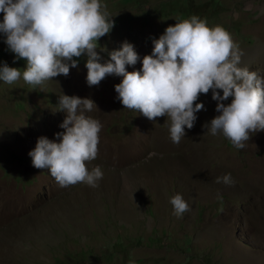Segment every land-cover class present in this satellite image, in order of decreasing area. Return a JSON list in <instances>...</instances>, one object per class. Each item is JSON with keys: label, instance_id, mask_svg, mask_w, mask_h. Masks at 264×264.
I'll use <instances>...</instances> for the list:
<instances>
[{"label": "rangeland", "instance_id": "obj_1", "mask_svg": "<svg viewBox=\"0 0 264 264\" xmlns=\"http://www.w3.org/2000/svg\"><path fill=\"white\" fill-rule=\"evenodd\" d=\"M212 1L193 7L209 27L231 34L243 53L240 67L264 77V0H220L219 15L209 19ZM101 2L114 27L96 51L103 63L123 42L133 44L140 60L128 71L141 69L153 39L180 19L175 0ZM4 40L0 34L1 62L23 71L26 60H16ZM74 59L67 76L42 86L0 81V264H264V131L250 134L242 149L211 135L204 125L218 113L210 90L199 96L205 110L193 128L173 143L166 117L150 121L117 99L122 77L89 86L86 54ZM62 94L97 105L85 114L103 125L98 156L87 162L104 173L98 187H60L48 169L32 166L37 139L59 142L55 134L64 131ZM229 173L233 186L216 182ZM176 194L190 209L179 218L170 203Z\"/></svg>", "mask_w": 264, "mask_h": 264}, {"label": "clouds", "instance_id": "obj_2", "mask_svg": "<svg viewBox=\"0 0 264 264\" xmlns=\"http://www.w3.org/2000/svg\"><path fill=\"white\" fill-rule=\"evenodd\" d=\"M106 8L101 0H0V34L15 59L26 60L23 71L0 62V81L13 84L22 78L33 88L42 86L67 76L70 67H77L74 58L86 54L87 84L98 86L107 75L122 77L114 86L117 99L150 121L166 117L173 143L185 136V126L193 128L196 113L205 110L197 102L199 96L210 90L218 113L204 125L211 135L222 134L242 149L250 134L264 131V77L239 66L243 53L226 29L209 27L196 15L178 19L153 39L152 53L143 57L141 69L128 71L126 66L140 60L133 44L123 42L103 63L96 51L98 40L114 27ZM58 106L66 112L60 125L64 131L55 134L59 142L45 136L37 139L28 153L32 166L48 169L60 187L77 183L98 187L104 173L100 166L89 170L87 162L98 156L103 125L85 114L97 105L91 98L62 94ZM216 182L235 183L230 173ZM170 203L178 218L190 210L180 194Z\"/></svg>", "mask_w": 264, "mask_h": 264}, {"label": "trees", "instance_id": "obj_3", "mask_svg": "<svg viewBox=\"0 0 264 264\" xmlns=\"http://www.w3.org/2000/svg\"><path fill=\"white\" fill-rule=\"evenodd\" d=\"M131 1H134V0H131ZM175 1L180 6V9H178V11H177L178 13H176L177 15H179L180 19H188L192 15H196L198 17H200V16L204 17L206 14V13L202 14V10H199L198 7H193V5H195L194 0H175ZM210 5L212 8V14L214 16L210 17L209 19H212V18L216 17V14H218L215 11H216V8L221 7V2H220V0H213L212 3H210ZM200 6L201 7L203 6L205 8L206 4L201 3ZM166 15L167 14H165L163 16V18H165ZM167 16H170V15H167ZM7 51H8V49H7ZM6 53H7L6 50H0V62L3 61Z\"/></svg>", "mask_w": 264, "mask_h": 264}]
</instances>
